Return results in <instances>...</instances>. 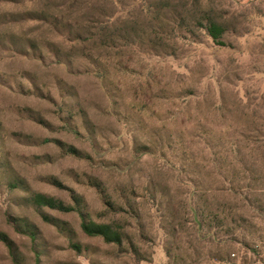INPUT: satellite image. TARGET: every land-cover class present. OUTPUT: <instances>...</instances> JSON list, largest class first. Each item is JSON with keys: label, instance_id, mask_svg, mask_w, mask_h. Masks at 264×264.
Here are the masks:
<instances>
[{"label": "rangeland", "instance_id": "1", "mask_svg": "<svg viewBox=\"0 0 264 264\" xmlns=\"http://www.w3.org/2000/svg\"><path fill=\"white\" fill-rule=\"evenodd\" d=\"M157 1L178 12L161 26L143 13ZM86 4L119 29L139 21L142 40L96 51ZM56 7L81 40L27 15ZM208 17L219 43L196 25ZM25 186L119 222L123 245L87 236L78 212L38 210ZM195 204L220 209L217 239ZM0 235V264H264V0H0Z\"/></svg>", "mask_w": 264, "mask_h": 264}, {"label": "trees", "instance_id": "2", "mask_svg": "<svg viewBox=\"0 0 264 264\" xmlns=\"http://www.w3.org/2000/svg\"><path fill=\"white\" fill-rule=\"evenodd\" d=\"M112 2V0H109ZM172 3L167 4L166 2H153L152 4H149L147 11H143V13L147 14V18L150 16H156V20H154L158 26L162 25L161 17L165 14L166 11H168V8L170 10V13H178L177 9L175 7L172 9ZM55 7V6H54ZM29 16V19L37 20V21H44L46 23L51 24V27H54V29H59L60 31H69L71 33L70 35L77 33L76 39L81 40L83 37L82 34L76 32V26L73 25L72 21L70 20V17L65 14V12L57 10L56 9L52 11H41V12H31L27 13ZM83 17L85 19L84 26L85 28H88L91 33V38L87 39V42H90L89 44L92 47L95 48L96 51L98 50H104L109 52L112 49H115L117 45V40L119 37H123L126 42H128L130 39H133L135 41L142 40V30H141V24L140 22L136 20L127 21L126 24L119 29L118 21L114 20V17L111 14L102 13V10L97 5L93 4H86V7H84V15ZM151 17V18H152ZM154 18V17H153ZM150 19V18H149ZM147 23V25L155 26V23L153 24ZM186 21V19H180L177 20V17L173 18V23L175 25L174 30L171 33H175L179 30V28L182 29L183 22ZM196 25L198 27L203 28L209 36H211L214 40V42H220L221 39L224 37L226 33V28L220 24L218 21H216L214 18H202L199 19L196 22ZM159 35V33H158ZM171 37V36H169ZM86 42V43H87ZM222 43V42H221ZM33 45V44H32ZM224 45V44H222ZM34 49V46H33ZM68 152L72 155H76L77 151L73 147H68ZM54 185L62 188L64 187L60 182L54 180ZM191 184H193L192 181H190ZM23 185H26L23 183ZM17 187V185L15 186ZM26 191L29 192V188L25 186ZM195 190L194 193L197 192V185L194 184ZM152 188L154 192L158 193L159 186L158 184H153ZM234 191V189H231ZM31 194V197L29 199V202L35 206L38 210H42L45 208H50L53 210H58L63 213H71V212H78L80 218H81V227L83 232L89 236V237H99L103 238L107 243L109 244H115L119 247H121L124 243L125 239V227L120 224L119 222H106V223H100L95 220L90 219L79 207L80 202L77 200V208L73 206H67L64 202L47 195H44L42 193L38 192H32L30 190L29 192ZM195 198V195H194ZM246 200L249 202V199L246 198ZM109 203V202H108ZM110 205V206H109ZM110 209L112 211H117L112 204H108ZM176 210V211H175ZM220 209H217L216 211L209 212L207 209L200 208V206L197 204L191 206V212L194 217V224L197 228V231L199 234H201V238L203 239H217V232L215 230L223 225V222L220 221V215L218 212ZM210 213V214H209ZM173 218L174 220L179 214L178 209L172 210ZM45 221H50V219L47 216H44ZM172 225H175V222H172ZM27 231V229H26ZM173 232H177L175 227L173 226ZM28 233L32 239V241L36 242V233L32 228L28 230ZM175 235V234H174ZM0 239H2L4 242L7 243V245L10 247L11 252H13L12 245L9 243V240L7 237L1 236ZM74 248L78 249L77 246L72 245ZM173 249V246L171 247ZM254 253H260V251H257L255 248ZM171 250L169 249L168 254L170 255ZM39 261V260H38ZM196 264L200 262H195Z\"/></svg>", "mask_w": 264, "mask_h": 264}, {"label": "built area", "instance_id": "3", "mask_svg": "<svg viewBox=\"0 0 264 264\" xmlns=\"http://www.w3.org/2000/svg\"><path fill=\"white\" fill-rule=\"evenodd\" d=\"M255 249H256L257 251H260L261 247H260L259 245H257V246L255 247ZM232 258H233V259H237V258H238V255H237V254H233V255H232Z\"/></svg>", "mask_w": 264, "mask_h": 264}]
</instances>
